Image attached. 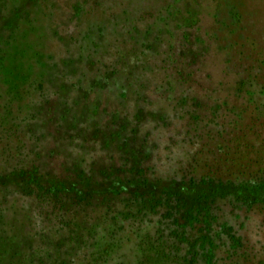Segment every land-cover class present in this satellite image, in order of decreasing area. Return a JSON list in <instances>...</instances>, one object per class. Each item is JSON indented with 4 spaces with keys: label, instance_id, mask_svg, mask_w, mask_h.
I'll return each instance as SVG.
<instances>
[{
    "label": "rangeland",
    "instance_id": "rangeland-1",
    "mask_svg": "<svg viewBox=\"0 0 264 264\" xmlns=\"http://www.w3.org/2000/svg\"><path fill=\"white\" fill-rule=\"evenodd\" d=\"M0 58V264H264V0H0Z\"/></svg>",
    "mask_w": 264,
    "mask_h": 264
},
{
    "label": "trees",
    "instance_id": "trees-1",
    "mask_svg": "<svg viewBox=\"0 0 264 264\" xmlns=\"http://www.w3.org/2000/svg\"><path fill=\"white\" fill-rule=\"evenodd\" d=\"M102 31H104V30H102ZM9 45V44H8ZM41 48H44V47H41ZM0 61H6L5 59H2V58H0ZM36 62H37V65H35V66H37V67H39L40 69H42V70H45V69H52V68H54L55 67V62H54V59H53V57L52 56H50V58L48 59V60H45V59H43V60H41V59H37V56H36ZM35 62V63H36ZM68 62V61H67ZM66 62V63H67ZM0 72H1V67H0ZM11 77V76H10ZM12 78V77H11ZM39 79H40V84H43L42 82H43V80H42V77H39ZM66 80V79H65ZM41 86V85H40ZM42 87H43V85H42ZM41 88V87H40Z\"/></svg>",
    "mask_w": 264,
    "mask_h": 264
}]
</instances>
